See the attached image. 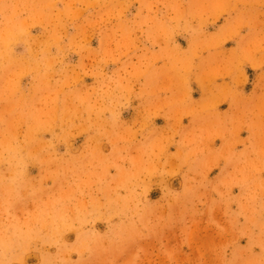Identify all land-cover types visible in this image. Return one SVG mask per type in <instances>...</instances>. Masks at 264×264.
I'll list each match as a JSON object with an SVG mask.
<instances>
[{
	"label": "rangeland",
	"instance_id": "374dc122",
	"mask_svg": "<svg viewBox=\"0 0 264 264\" xmlns=\"http://www.w3.org/2000/svg\"><path fill=\"white\" fill-rule=\"evenodd\" d=\"M33 3L0 0V264H264V0Z\"/></svg>",
	"mask_w": 264,
	"mask_h": 264
},
{
	"label": "bare ground",
	"instance_id": "6f19581e",
	"mask_svg": "<svg viewBox=\"0 0 264 264\" xmlns=\"http://www.w3.org/2000/svg\"><path fill=\"white\" fill-rule=\"evenodd\" d=\"M5 1V0H4ZM32 2H34V3H38L40 0H31ZM99 1V0H98ZM104 1V0H103ZM3 2V1H2ZM28 2V1H27ZM47 2V1H46ZM45 2V3H46ZM62 2V1H61ZM223 2V1H222ZM24 2H22V7H23V9L26 7H28L29 8V6H31L30 4H28L27 6H26V4H23ZM33 3V4H34ZM66 3V2H65ZM64 3V4H65ZM83 3V2H82ZM90 3V2H89ZM93 3V2H92ZM91 3V4H92ZM9 4V3H8ZM8 4H6L7 6H8ZM43 4H44V2H43ZM42 5V4H41ZM44 5H46V4H44ZM118 6H120V5H118ZM122 6V5H121ZM236 7V6H235ZM2 8H3V6H2ZM31 8H33V7H31ZM39 8H40V4H39ZM45 8V7H44ZM222 8H223V6H222ZM5 9V8H4ZM4 9H2V10H4ZM38 9V6H37V8H36V10ZM40 9H42V8H40ZM120 9H121V7H120ZM226 9V8H225ZM1 10V9H0ZM18 11V10H17ZM42 11V10H41ZM1 13V12H0ZM45 13V12H44ZM48 13H50V12H48ZM40 15H41V13H40ZM4 17V16H3ZM41 17H42V15H41ZM6 18V17H5ZM8 19V18H7ZM47 19V18H46ZM39 20H41V19H39ZM53 21V20H52ZM51 21V22H52ZM252 23H254V21L252 22ZM246 25V24H245ZM10 36V35H9ZM1 37V36H0ZM253 41V40H252ZM6 42V41H5ZM250 46V45H249ZM254 46V45H253ZM256 49V48H255ZM245 50V49H244ZM257 50V49H256ZM234 52V51H233ZM245 52V51H244ZM232 54V53H231ZM253 54V53H252ZM264 54V53H263ZM229 55H230V53H229ZM231 56H233V54L231 55ZM249 56V55H248ZM234 57V56H233ZM228 58V57H227ZM231 59V58H230ZM250 62V61H249ZM259 69V68H258ZM149 70V69H148ZM235 80V79H234ZM169 82V81H168ZM167 82V84H169ZM166 83V82H165ZM164 86H165V84H164ZM206 86V85H205ZM207 89V88H206ZM158 93V92H157ZM222 95V94H221ZM53 98V97H52ZM51 98V99H52ZM50 99V98H49ZM160 103V102H159ZM202 103V102H201ZM201 103H194V102H190V104H189V106H187V108H185V110H187L188 108H190L191 110L192 109H195L196 110V108L197 107H199L200 105H201ZM158 104V103H157ZM201 107V106H200ZM184 108V107H183ZM72 109V108H71ZM195 110H193V111H195ZM201 110V108L199 109V111ZM234 110V109H233ZM232 110V111H233ZM192 112V111H191ZM196 112H197V110H196ZM180 113V112H179ZM194 113V112H193ZM170 115H172L173 117H174V115H177V113H176V111L175 110H171V112H170ZM234 115V114H233ZM27 117V116H26ZM245 117V116H244ZM197 119V118H196ZM222 120L223 119H221V122H222ZM196 121V120H195ZM214 121V120H213ZM3 122V121H2ZM7 122V121H6ZM104 122H106V121H104ZM167 122H168V119H167ZM215 122V121H214ZM103 123V122H102ZM222 124V123H221ZM102 125V124H101ZM46 127V126H45ZM171 128V126L170 125H168V127H167V129H170ZM202 128V127H201ZM204 128V127H203ZM167 129H164V131L166 130L167 131ZM136 130H138V129H136ZM8 131H10V130H8ZM137 132H139V131H137ZM191 132V131H190ZM132 135V134H131ZM194 136H196L195 134H194ZM133 137H135V136H133ZM193 139V138H192ZM196 139V138H195ZM7 141H9V140H7ZM4 142V141H3ZM3 142H2V144H3ZM7 143V142H6ZM5 143V144H6ZM9 144V143H8ZM10 146V145H9ZM2 147V146H1ZM5 147V146H4ZM9 149V148H8ZM10 150V149H9ZM9 150H7V152H8V155H9ZM12 152V151H11ZM15 155H16V153H15ZM11 156V155H10ZM9 156V157H10ZM17 156V155H16ZM12 159V158H11ZM91 184V183H90ZM90 184H88V185H90ZM103 190V189H102ZM105 192V191H104ZM110 192V191H109ZM103 193V192H102ZM109 195V194H108ZM111 196H112V194H111ZM63 211V210H62ZM58 214H60V213H58ZM56 218V217H55ZM49 223V222H48ZM47 223V225L48 226H51V224H48ZM50 223H52V222H50ZM59 223H60V221H59ZM44 227H45V225H44Z\"/></svg>",
	"mask_w": 264,
	"mask_h": 264
}]
</instances>
